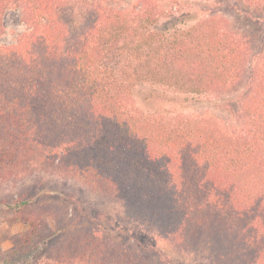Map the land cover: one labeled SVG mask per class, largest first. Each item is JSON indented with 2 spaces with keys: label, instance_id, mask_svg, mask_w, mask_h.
<instances>
[{
  "label": "trees",
  "instance_id": "trees-1",
  "mask_svg": "<svg viewBox=\"0 0 264 264\" xmlns=\"http://www.w3.org/2000/svg\"><path fill=\"white\" fill-rule=\"evenodd\" d=\"M64 1L0 0V34L9 6L24 5L30 27L0 47V187L41 170L122 200L191 248L210 235V264H264V42L252 50L247 34L212 11L221 2L198 0L98 1L68 41ZM241 1L263 15L264 0ZM259 27L264 35L263 17ZM248 68L257 77L228 130L201 116L172 124L128 108L130 88L143 83L219 101ZM30 201L5 203V219L25 229L0 264L149 263L145 243L67 233L72 224L51 230L58 213Z\"/></svg>",
  "mask_w": 264,
  "mask_h": 264
},
{
  "label": "rangeland",
  "instance_id": "rangeland-1",
  "mask_svg": "<svg viewBox=\"0 0 264 264\" xmlns=\"http://www.w3.org/2000/svg\"><path fill=\"white\" fill-rule=\"evenodd\" d=\"M102 0H65L64 8L59 13L63 26L68 30V41L75 38L81 28L92 19V14ZM109 3H117L124 6L129 0H103ZM203 2L220 3L212 9L217 16L226 20L227 24L241 35L249 36L253 41L252 50L259 49L263 44L264 35L259 27L260 19L264 12L259 11L257 6L248 5L241 0H198ZM79 7H82L80 10ZM186 9H189L187 7ZM175 10V9H174ZM218 10V11H217ZM87 13L86 20L78 21V12ZM177 16V14H175ZM258 20V27L256 25ZM3 32L0 34V47L18 44V41L28 35L30 27L25 21L24 5L6 7L2 16ZM193 21H190L192 26ZM186 27L187 24H179L178 27ZM261 30V31H258ZM258 33L256 34V32ZM259 35V36H258ZM262 37V38H261ZM252 38V39H251ZM253 65L259 56L253 58ZM250 68V65L248 64ZM245 74L244 80L219 101L217 98L207 97L204 100H196L192 95H173L166 89L157 85L143 83L130 88L128 108H136L143 112H160L166 114V119L172 124L175 116L180 118L182 125H187L190 118L205 117L215 122L218 128L228 130L234 124V115L238 110V102L241 94L251 89L256 80V69ZM255 75V77H254ZM167 90V91H166ZM18 197L30 201V209L39 208L42 205L50 206L58 213L59 221L49 220L51 230L56 227L63 228L66 224H72L67 228V233L78 229H94L109 236L114 241L129 247L135 244L150 246L145 251L149 258L148 264H210L208 244L212 242L210 235L205 234L200 239L197 247L191 248L173 239L162 232L151 218L144 214H138L122 200L101 196L86 189L81 184L65 180L55 175L39 171L21 181H9L0 187V254L13 248L25 226L21 223H10L5 210V203H14ZM60 213V214H59ZM74 222H79L74 226ZM66 235V234H65ZM61 236L62 238L65 236ZM203 238H207L208 244H203ZM61 239V238H59ZM211 246V245H210Z\"/></svg>",
  "mask_w": 264,
  "mask_h": 264
}]
</instances>
